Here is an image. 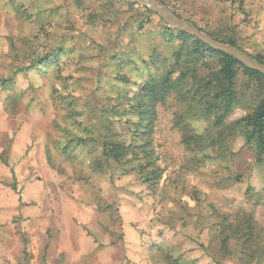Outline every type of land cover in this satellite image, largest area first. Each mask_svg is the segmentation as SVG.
Returning <instances> with one entry per match:
<instances>
[{"label":"rangeland","instance_id":"rangeland-1","mask_svg":"<svg viewBox=\"0 0 264 264\" xmlns=\"http://www.w3.org/2000/svg\"><path fill=\"white\" fill-rule=\"evenodd\" d=\"M158 1L264 59V0ZM128 3L0 0V205L14 193L19 209L12 218L0 212V221L15 223L24 264L68 263L63 254L53 260L50 247L57 237L64 243L70 227L80 246L89 248L88 240L107 250V264H168L167 255L195 264H264V155L256 163L240 134L218 136L211 119L188 115L195 108L175 89L154 104L151 145L161 170L154 185L117 166L92 168L78 148L62 151L67 130L81 134L71 126L70 106L83 121L86 104L124 109L138 88L132 82L146 77L143 59L155 49L159 65L171 61L176 44L159 35L161 23L169 26ZM57 49L64 52L55 67L12 77ZM121 75L132 82L123 85ZM183 112L187 130L203 136L199 146L184 140L177 123ZM244 112L236 108L225 124ZM41 241L48 242L41 248Z\"/></svg>","mask_w":264,"mask_h":264},{"label":"trees","instance_id":"trees-1","mask_svg":"<svg viewBox=\"0 0 264 264\" xmlns=\"http://www.w3.org/2000/svg\"><path fill=\"white\" fill-rule=\"evenodd\" d=\"M138 6L136 3H128ZM146 13L152 14L142 7ZM172 10L181 16L176 10ZM159 35L165 42L176 44L171 54V61L159 65L162 54L152 51L148 59H143L146 77L140 83L132 82L121 75L118 80L123 85H137L135 94L130 97L124 109L118 104L98 107L86 104L85 121L80 119L83 112L76 106H70L72 124L81 134L67 130L68 138L62 145L64 153L80 149L79 154L91 156L92 168H107L112 172L114 166L120 167L123 174L136 172L150 186L160 177L161 170L155 163L151 132L156 117L155 102L163 101L167 93L175 89L187 106L195 111L188 115L211 119V126L217 135L225 130L228 134H240L244 145L253 151L256 163H262L264 155V75L259 71L244 66L230 55L215 50L202 43L196 37L185 32L167 27L161 23ZM216 40L237 45L232 35L222 36L209 32ZM241 48V47H240ZM62 49L47 51L29 63L21 64L17 70L46 69L55 67ZM264 63L261 55H253ZM111 58L114 55L110 56ZM6 79L3 81L5 82ZM75 108V109H73ZM236 108L244 109V114L225 124L227 116ZM75 110V111H73ZM75 112V113H74ZM77 118H74L73 115ZM90 117V118H89ZM89 120L87 123L86 121ZM85 122V123H83ZM184 112L178 117L183 137L186 142L200 145L202 134L187 130ZM116 124H119L118 127ZM183 125V126H182ZM99 154V155H98ZM227 240V238H223ZM168 264H195L181 256H166Z\"/></svg>","mask_w":264,"mask_h":264},{"label":"crops","instance_id":"crops-1","mask_svg":"<svg viewBox=\"0 0 264 264\" xmlns=\"http://www.w3.org/2000/svg\"><path fill=\"white\" fill-rule=\"evenodd\" d=\"M0 150H3L1 147ZM20 153V152H19ZM19 154H14L11 156L12 158H16ZM11 198L9 204H1L0 205V212L5 211L9 217H13L18 212V197L14 193H11ZM8 221V222H7ZM7 222V223H6ZM6 223V224H5ZM15 223L11 222L10 220L6 221H0V264H24L23 260V254L21 250L23 251V243L19 239L16 228L13 227ZM4 230H10L12 231V234L6 235L4 234ZM74 231L75 228H72ZM65 232V231H64ZM63 232V234H64ZM71 227L70 229H67L66 231V238L65 242L63 243L62 239L57 237V240L55 241V238L51 240V247L52 248V254L51 258L55 260V257H60L62 254L66 255V261L68 263L66 264H77L78 261H84L87 260L91 264H98L104 263L107 264L109 261V254L107 250L103 251L102 247H97L98 245L93 244L91 241H86L88 243L87 249L85 247L80 246L78 244L77 238L74 236L71 237ZM68 239V240H66ZM43 240V238H41ZM45 240V239H44ZM42 242V243H41ZM42 244L41 248L44 247L43 245L46 244V242L41 241ZM96 251H95V250ZM89 250V251H88ZM43 257V253L36 254L34 258L41 259Z\"/></svg>","mask_w":264,"mask_h":264},{"label":"water","instance_id":"water-1","mask_svg":"<svg viewBox=\"0 0 264 264\" xmlns=\"http://www.w3.org/2000/svg\"><path fill=\"white\" fill-rule=\"evenodd\" d=\"M129 3H136L141 7L157 14L169 27L185 32L196 37L202 43L211 48L222 51L232 56L236 61L241 62L244 66L259 71L264 75V63L259 62L251 55L236 47L235 45L220 42L197 28L191 21L183 19L176 15L169 7L165 6L158 0H128Z\"/></svg>","mask_w":264,"mask_h":264}]
</instances>
